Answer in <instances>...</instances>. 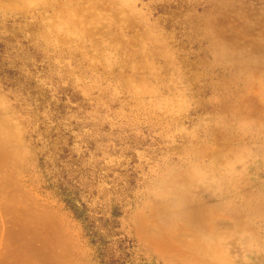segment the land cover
Returning a JSON list of instances; mask_svg holds the SVG:
<instances>
[{
    "label": "rangeland",
    "instance_id": "rangeland-1",
    "mask_svg": "<svg viewBox=\"0 0 264 264\" xmlns=\"http://www.w3.org/2000/svg\"><path fill=\"white\" fill-rule=\"evenodd\" d=\"M241 2L0 0V264H264V0Z\"/></svg>",
    "mask_w": 264,
    "mask_h": 264
},
{
    "label": "bare ground",
    "instance_id": "bare-ground-1",
    "mask_svg": "<svg viewBox=\"0 0 264 264\" xmlns=\"http://www.w3.org/2000/svg\"><path fill=\"white\" fill-rule=\"evenodd\" d=\"M224 1V6H225V10H222L223 14H235V16H238L236 18H241L243 17L242 12V7L243 6V2H241L240 0H223ZM205 21V20H204ZM233 21V20H232ZM234 43V42H232ZM236 43V41H235Z\"/></svg>",
    "mask_w": 264,
    "mask_h": 264
}]
</instances>
